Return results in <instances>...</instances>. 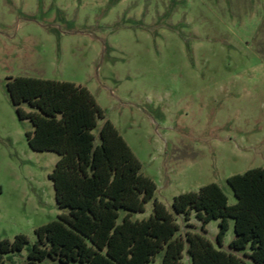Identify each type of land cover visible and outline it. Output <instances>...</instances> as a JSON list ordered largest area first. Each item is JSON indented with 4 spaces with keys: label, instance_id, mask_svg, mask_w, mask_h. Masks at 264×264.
<instances>
[{
    "label": "rangeland",
    "instance_id": "rangeland-1",
    "mask_svg": "<svg viewBox=\"0 0 264 264\" xmlns=\"http://www.w3.org/2000/svg\"><path fill=\"white\" fill-rule=\"evenodd\" d=\"M14 78L91 94L155 186L132 221L147 220L154 201L172 213L175 197L210 184L233 205L227 179L264 169V0H0V242L32 245L35 229L66 213L49 179L59 157L28 147L32 126L6 89ZM175 223L177 237L195 233L230 252L232 220L221 247L218 221ZM232 253L254 264L248 249Z\"/></svg>",
    "mask_w": 264,
    "mask_h": 264
},
{
    "label": "trees",
    "instance_id": "trees-1",
    "mask_svg": "<svg viewBox=\"0 0 264 264\" xmlns=\"http://www.w3.org/2000/svg\"><path fill=\"white\" fill-rule=\"evenodd\" d=\"M6 89L18 119L32 126L25 135L28 147L59 157L49 179L56 205L66 213L35 229L32 245L23 236L0 242V264H13L24 249L26 264H151L157 256L160 264H184L185 244L188 264H241L232 252L247 249L245 257L264 264V169L227 179L233 205L210 184L175 197L172 213L154 201L147 220L132 221V214L143 213L153 199L155 186L141 175L140 163L91 94L74 84L30 78L11 79ZM21 104L31 111L25 113ZM193 214L202 229L218 221V247L233 221L230 252L195 233L187 232L184 240L176 236L175 216L189 221Z\"/></svg>",
    "mask_w": 264,
    "mask_h": 264
}]
</instances>
